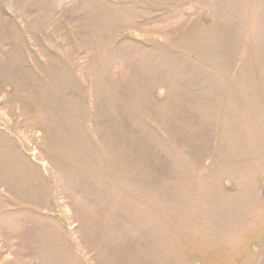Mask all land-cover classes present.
Returning a JSON list of instances; mask_svg holds the SVG:
<instances>
[{"label":"rangeland","instance_id":"rangeland-1","mask_svg":"<svg viewBox=\"0 0 264 264\" xmlns=\"http://www.w3.org/2000/svg\"><path fill=\"white\" fill-rule=\"evenodd\" d=\"M0 264H264V0H0Z\"/></svg>","mask_w":264,"mask_h":264}]
</instances>
